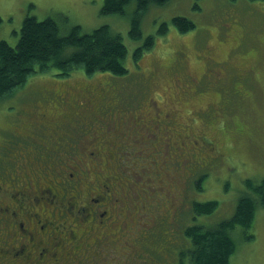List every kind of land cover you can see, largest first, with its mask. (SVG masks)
Listing matches in <instances>:
<instances>
[{
    "label": "rangeland",
    "instance_id": "374dc122",
    "mask_svg": "<svg viewBox=\"0 0 264 264\" xmlns=\"http://www.w3.org/2000/svg\"><path fill=\"white\" fill-rule=\"evenodd\" d=\"M103 5L104 0H0V17L3 19L0 41L5 40L16 47L28 15L39 20L55 19L63 35L75 26L81 28L82 34H87L108 25L114 33L122 36L128 49L125 62L128 75L97 73L88 77L83 70H78L72 74L78 75V78L69 79L68 84H72L70 88L73 90L79 88L74 96H79L81 107L84 105L82 100L88 99L84 94L102 101L100 89L105 90L107 86L114 89L113 101L117 106L121 105L113 112L96 114L100 121L93 123L95 134L98 133L97 147L101 146L109 156L113 147L112 136L116 133L121 137V143L125 139L128 150L125 152L123 149L120 156L116 140L115 151L121 157V164L112 167L111 172L110 165L91 162V159L81 156L80 150L79 154L70 150L62 152L60 158H67L66 162L62 161V166L68 175L75 172L74 177L83 179L82 187L90 185L84 193L91 191V196L98 197L111 189L112 193H116L112 203L118 205L120 211L126 213L131 211L130 207L147 219L144 227H148L153 235L143 242L146 247L148 245V250L145 248L143 251L144 247L140 244L135 249V264H191L182 254L188 248L187 240L183 238L185 245H181V236L172 239L171 235L161 230L158 218L163 220V216L158 217L159 206L165 211L171 209L169 213L175 214L181 206L183 209L187 207V200H216L219 203L217 211L210 217L206 216L208 218L200 219L210 222L208 225H216L234 216L239 199L248 192V179L257 182L264 179V1L170 0L165 4L151 5L142 20V39L139 41H133L129 35L130 15L136 9V2L126 7L125 15L103 14ZM175 17L192 21L195 28L183 33L174 25L172 20ZM163 22L169 28L164 37L158 34ZM149 35L155 36L156 44L150 51H145L136 65L133 53ZM210 57H215L220 64L208 61ZM241 63L247 67L242 68ZM204 65L207 75L212 79L215 74L219 80L229 75L230 67L244 74L254 66L251 72L258 80L256 84L251 85L249 81L250 85H246L248 91L253 92L252 96L249 95L251 101H236L232 96L233 87L216 86V91L211 79L206 81L207 77L203 75ZM58 71L51 69L48 73L31 76L27 83L30 89L25 95L28 101L15 103L23 111L18 123L6 118L7 112L0 105V140L4 130L10 132L19 126L21 131L30 130L19 132L22 137L29 138L27 146L35 142L32 145L34 149L39 145V148L51 151L43 139L49 133L57 134L56 115L32 116L39 106L46 110V107L61 104L62 101L55 100L50 92L55 91V86L63 88L53 82L64 79L57 76ZM258 83L261 86L255 92ZM82 87L89 90L83 91ZM217 92L222 100L230 102L221 103L213 96ZM231 103L235 105L230 108L227 104ZM66 126V133L72 134L71 126ZM204 136L208 140H204ZM193 145L196 146L191 149ZM200 146L206 147L201 149ZM171 148L177 152L171 153ZM196 149L203 154L202 160L190 155L197 152ZM32 156L29 152L27 160L32 162ZM172 157L179 158L178 165ZM226 160L232 164H226ZM201 161H206L211 169L218 167L208 171V187L203 184L206 187L204 191H190L187 188L191 175L197 166L201 167ZM98 177L100 179L93 185ZM152 202H157L155 208H149L148 203ZM190 207L183 212L187 217ZM169 220L171 222L173 216ZM165 221L168 223V218ZM172 224L177 225L175 227L182 235L184 222L179 224L174 221ZM135 226L142 227L141 219ZM247 234L253 235V238L246 240ZM233 238L237 245L230 264H264V208L258 209L249 232L244 234V230L237 227ZM110 247L112 250L101 249L103 257L114 256L113 249L120 245L111 244Z\"/></svg>",
    "mask_w": 264,
    "mask_h": 264
},
{
    "label": "trees",
    "instance_id": "16d2710c",
    "mask_svg": "<svg viewBox=\"0 0 264 264\" xmlns=\"http://www.w3.org/2000/svg\"><path fill=\"white\" fill-rule=\"evenodd\" d=\"M168 1L170 0H104L102 13L125 15L126 7L136 2V9L130 15L131 29L129 35L133 41H139L142 39V20H144L150 6L165 4ZM172 21L183 33L195 28V24L184 17H175ZM2 22L3 19L0 17V25ZM168 30V24L163 22L158 29V34L164 37L168 34ZM155 44V36L149 35L144 40L143 44L135 49L133 53L134 63L138 64L145 51L153 49ZM127 55L128 49L122 36L118 33H114L108 25H103L87 34H82L81 28L75 26L67 35H63L55 19L46 18L44 20H39L35 16L28 15L24 19L20 39L16 47H12L5 40L0 41V103L2 102L0 105H2V107H4L3 110L7 112L6 118H9L12 123H18L20 121L19 115H22L23 111L22 108H19V105L17 106L15 103H26L28 101L25 99V95L30 89L27 83L31 76L48 73L51 69L59 70L57 76L64 78L63 80L65 81L60 80L53 82L54 84L57 83L56 85L61 84L63 88H61L60 85L55 86V91L53 92L50 90V92L55 96V100H58V102L63 101L68 96H70L71 100L72 95L74 99L76 98L74 96L76 93L75 90H79V88H75V90L71 91L72 88L70 87L72 84H68L70 80L78 78V75L72 76L75 71L83 70L84 74L88 77H92L97 73L126 76L129 73V70L125 66ZM262 65H264L263 62ZM240 66L242 68L247 67L243 63H241ZM253 67L254 66L250 67L244 74H239L236 68L230 67L229 75L223 80H219L217 75H214L212 79L209 75L207 77H209V80L211 79L210 81L216 91V86L233 87L232 96L236 101L249 100L250 102V96L253 95V92H249L246 85L249 84V81L252 82L251 85L254 83L256 84L258 80L253 76L254 73L251 72ZM260 86L261 84L258 83V87L254 89L255 92L259 90ZM82 89H85V87H82ZM113 93L114 95L111 98L107 97L102 99V101L95 100L94 110L85 108L80 112L77 110L74 111V108L71 106L64 108L65 104H58L53 108L46 107V110H43L42 106L37 107L32 117H46L47 113H52L55 114L57 118L55 122V124H57L55 127L57 134L49 133L43 139L48 150L51 151L39 148V145H37V149H34L32 145L36 144L35 142L27 146L29 138L27 136L22 137L19 132H25L29 129L21 131L18 126L10 132L7 130L2 132L3 137L1 136L0 140V185L6 189H10L8 183L20 181L25 175L33 178H40V176L41 178H45V180L43 179L44 184L38 186L43 188V191L50 189L54 198L50 201L48 195L44 193L42 199L39 202L36 201L34 205H36L37 213H40L41 210V214L45 215L52 222L50 228H52V230L57 228L56 232L58 234L54 233L52 235V241L58 244L57 250L59 256L68 261H70L68 258H71V254L76 251V246L71 243L77 242L83 245L86 240L89 245H92L96 250H101L105 246L104 240L106 238L105 230L107 225L101 223L100 218L95 219L96 222L91 226L85 223L74 225V221L72 220L73 214L70 212L69 203L76 202L77 205L80 204L85 198L86 193L91 192H83L84 189L90 187V185L86 184L82 187L83 179L77 177L72 179V181L74 182L75 179H78L81 184L80 186L76 187L74 183L71 185L66 183L65 181L68 174L62 166V161L66 162L67 158H60V156L62 152H69V150L77 154H79L78 151L80 150L82 151L81 156H83L91 149L95 140L97 141L96 134L93 131L95 126H93L91 121H96L98 124L99 121L96 119V114L98 112H113L116 107L121 105L119 104L117 106L114 103L115 92ZM245 93H248V96H245ZM213 96L217 97L221 103L230 102V100H222L221 94L218 92ZM60 97L61 99L59 100ZM227 105L231 108L232 105L235 104L231 103ZM73 112L79 113L70 114ZM60 116L67 118L64 121L60 119ZM81 117L90 118L82 120L80 119ZM67 124L71 126L72 134L66 133ZM51 134L53 135L52 138L50 137ZM205 139L208 140V137L204 136V140ZM117 141V149L121 152L123 147L126 152L129 146L126 144L125 139H123L124 146H122L119 139H117ZM115 144L116 142L113 140L114 147ZM193 146L194 147H191V149H194L196 145ZM205 147L206 146H200L201 149ZM25 150L27 153H25ZM29 152L31 156L33 155L32 162L27 160ZM190 155L197 160L199 158L202 160L203 156V154L198 153V151L192 152ZM24 156H26V160L23 159ZM5 160H9L10 163L5 162ZM4 162L5 164H3ZM201 162L203 165L201 164V167L197 166L191 175L189 187L187 188L190 191H204L206 187L204 188L203 184L207 186L208 171H214L218 167V165L215 167L213 166L214 168L211 169V167H207L208 163L206 161ZM229 163L230 162L226 160V164ZM120 164L121 158L116 162V165L120 166ZM4 165L7 169L6 171H4ZM43 169H47L50 173H47L48 171ZM226 170L228 171L227 168ZM197 176L198 178L195 179ZM98 180L99 179L95 178L93 185L97 183ZM68 181H70L69 177L67 182ZM195 185L196 188H194ZM96 186H99V184H96ZM246 187L248 192L239 199L234 216L216 225H208L210 222L200 220L208 218L206 216L212 215L217 211L219 203L216 200L204 202L194 201V199L187 200L185 206H191L190 212L187 213L188 217L186 216V212L183 213L186 211L187 207L183 209L181 206L180 209L178 208V211L175 212L176 217H173L171 222L169 220L172 219V214L169 213L171 209H169L170 211H165L160 205L158 217L163 216V220L162 218H158V223L162 225L161 230L171 235L172 239L181 236V245H185L184 239L187 240L188 248L185 249L182 254L189 259L191 264H230L231 257L235 253L237 245L236 240L233 238L234 229L239 227L244 230V234L249 232L253 228L258 209L260 207L264 208V179L259 182L248 179L246 181ZM17 188L19 187L17 186ZM17 190L18 189H16V191ZM104 196L108 197L107 201H109V199L111 200L109 191L105 192ZM32 199L31 197V201H33ZM154 203L157 204V202ZM107 208L111 216V218L107 220V223L112 220V218H115L116 225L124 226V223L130 224L127 230L131 232L135 241L138 242L141 247H144V251V249L148 247V245L146 244V247L142 241V238H147L145 228L135 226L136 224L131 223L132 221L128 219L125 213H117L116 211L119 210L118 205L109 202ZM129 209L131 208L129 207ZM167 218L168 223L165 221ZM140 219L141 224L146 225L145 222L147 223V219L141 215L135 219L134 222H139ZM185 220H187L188 223ZM174 221L179 224H181L182 221L184 222L185 227L181 228L182 235L181 231L179 232L178 229H176L175 226L177 225L172 224ZM65 227H72L74 230V238H69L71 237L69 236V239H66L67 245L63 246L61 243L66 240L62 242L59 240L65 236L64 232L60 233ZM152 235L153 234H151L150 237H152ZM54 238L58 241H55ZM83 238L86 239L84 240ZM252 238L253 235L251 234L245 236L246 240H251ZM93 251L94 250L90 249H84V251L80 250L79 259L81 261L78 262H83L84 264H120V262L123 263L124 261H128L126 264H135L133 259L136 253L132 254L131 259L125 257L124 261L117 262V259L113 255H105L103 257L102 254V258H100L99 255L96 254L91 257L90 253ZM141 257H143V254Z\"/></svg>",
    "mask_w": 264,
    "mask_h": 264
},
{
    "label": "flooded vegetation",
    "instance_id": "af4514ba",
    "mask_svg": "<svg viewBox=\"0 0 264 264\" xmlns=\"http://www.w3.org/2000/svg\"><path fill=\"white\" fill-rule=\"evenodd\" d=\"M212 60L213 63H216V65L220 64L215 60V57L211 58V61ZM85 90L88 91L89 89L86 87L83 91ZM71 91H73V89H71ZM100 91L103 93L102 99L107 97L111 98L114 95V89L110 86H107L105 90L101 88ZM109 93L111 95H109ZM87 94H84V96L88 97V99L82 100V103L84 104L82 107L79 104V96L74 99L72 94V99L70 100V96H68L62 101L61 105L65 104L64 108L71 106L74 108V111L77 110L79 112L85 108L94 110V104L97 98L93 99L89 96V94ZM79 112H75V114ZM95 112L97 113L96 110ZM66 118L67 117L60 116V119H63L64 121ZM89 118L90 117H81L80 119L84 120ZM112 138L115 142L117 139H120L122 142L121 137L117 136L116 133L113 134ZM175 149L178 150L177 146H175ZM175 149L171 148V153H173L172 151H176ZM25 153H27V151ZM84 157L91 159V161L94 160L98 164H109V162L106 159H103L100 153L97 152V148H95V151L88 150L83 158ZM109 157L112 158L110 159L111 172L112 167L116 165V154L113 152ZM24 158L26 159V156H24ZM173 159L175 160V164L178 165L179 158L175 157ZM168 160L172 162L170 159ZM5 162L10 163L9 160H5ZM5 162L3 164H5ZM6 170L7 169L4 165V171ZM75 175V172H70L68 175L70 181L67 182V177L65 182L69 185L74 183L76 187L80 186L81 184L78 179H75L74 182L72 181V179L76 178L74 177ZM43 179L45 180V178H41V176L40 178H33L25 175V177L21 178L20 181L8 183V187L10 189H6L0 185V264H70V261L71 264H73L74 261L77 262V264H84L83 262H78L81 261L79 259L80 250L84 251V249L94 250L90 253L91 257L96 254L100 257L102 255L101 250H96L92 245H89V243L85 240L86 238H83L85 240L83 245L77 242L71 243L76 246V251L71 254V258H68L70 261L59 256V252L57 250L58 244L52 241V235L57 233V228L52 230V228H50L52 222L45 215L41 214V210L40 213H37L36 205H34L36 201L39 202L42 199L44 193L48 195V199L50 201L54 198L50 189L43 191L44 189L38 186L40 184H44ZM98 179H100V177H98ZM17 186L19 188H17ZM16 189L18 190L16 191ZM115 195L116 193H112L110 190L109 197H111V200L109 199V201H107L108 197L104 195L100 194L98 197H93L91 196V193L88 192L80 204L77 205L76 202H72L69 203V205L70 212L73 214L72 220L74 221V225L85 223L86 225L91 226L94 222H96L95 219L97 218L101 219V223H105L107 225L105 230L106 238L104 240V248L112 250L110 247L111 244H119V248L115 247L113 249L115 253L114 257L117 259V262H119L124 261L125 257H129L131 259L132 254L135 253V249L139 247V243L135 241L131 232L127 230L130 224L124 223V226L116 225L114 220L115 218H112V220L107 223V220L111 218L107 205L109 202H113V197H115ZM31 197L33 198V201H31ZM155 207L156 204L154 202L149 204V208ZM130 210L131 211H125V214L128 216V219L132 221L131 223L137 224L138 222H134V220L137 219L140 214L135 209ZM116 212L120 214L123 213V211L120 210ZM172 216L176 217V214L172 213ZM142 227H144L143 224ZM62 232H64L65 236L59 241H65L69 236H71L69 238H74V230L72 227H65L60 233ZM145 232L147 238H142L143 242L152 238L150 237L152 231H150L148 227L145 228ZM54 240L58 241L56 238H54ZM17 244L19 246H17ZM61 244L66 246L67 240ZM123 263L126 264L128 261H124ZM123 263L120 262V264Z\"/></svg>",
    "mask_w": 264,
    "mask_h": 264
}]
</instances>
